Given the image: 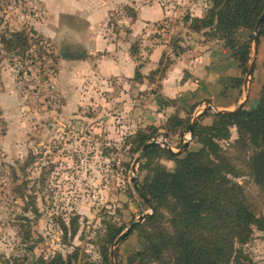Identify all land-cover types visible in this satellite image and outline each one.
<instances>
[{
  "label": "rangeland",
  "instance_id": "obj_1",
  "mask_svg": "<svg viewBox=\"0 0 264 264\" xmlns=\"http://www.w3.org/2000/svg\"><path fill=\"white\" fill-rule=\"evenodd\" d=\"M102 1L106 0H0V36L22 30L29 35L28 47L21 52H7L0 43V264H37L59 254L66 258L76 248L80 263L129 264L130 256L142 252L154 226L146 218L114 249L115 241L107 244L110 228L123 233L139 216L154 212V204L145 202L131 182L135 178L141 184L147 176L143 157L134 166L142 150L132 140L153 127L157 136L151 141L167 150L165 142L177 158H183L201 149L187 132L192 120L198 116L195 122L202 126L213 122L216 113L207 109L209 104L198 107L194 95L184 99L177 89L167 95L161 83L179 62L216 46L224 48L211 29L196 33L189 27V18L207 16L210 0H136L132 5L117 4L109 12L101 36L111 49L128 43L136 70L150 62L154 45L164 47L158 67L140 81L134 75L104 78L80 62L93 59L89 52L94 49L82 46V41L94 42V33L87 31L91 24L83 15H62L60 4L96 6ZM154 2L169 14L129 39L127 26L135 9ZM250 34L242 29L236 36L244 42ZM257 49L252 44L253 72L247 88L242 71V78L232 82L241 86L242 93L248 92L254 73L264 75V59L255 62ZM107 50L97 51L96 58L107 57ZM194 78L183 70L174 84L178 87ZM143 82L146 87L140 89ZM177 119L184 123L177 126ZM237 139L236 128H231L229 139L220 141L236 172L228 179L240 186L247 205L261 217L264 188L247 168L251 150L233 146ZM151 161L168 171L176 165L163 154ZM160 211L165 218L158 225L168 230V209ZM237 248L252 264H264V230L253 228L250 240Z\"/></svg>",
  "mask_w": 264,
  "mask_h": 264
},
{
  "label": "trees",
  "instance_id": "obj_2",
  "mask_svg": "<svg viewBox=\"0 0 264 264\" xmlns=\"http://www.w3.org/2000/svg\"><path fill=\"white\" fill-rule=\"evenodd\" d=\"M210 3L205 18H189L190 29L196 33L211 29L215 40L223 42L246 74L253 34L264 13V0H210ZM242 29L251 32L244 42L236 36ZM259 34L264 38V20ZM0 43L7 52H21L28 47L29 35L25 30L5 33L0 36ZM134 78L143 80L139 69ZM176 122L177 126L184 123L180 119ZM231 128H236L238 134L233 146L251 150L247 168L254 181L264 188V75L255 107L246 110L241 106L232 112L216 113L210 126L194 123L192 139L201 145L197 152L177 158L173 152L154 145L141 153L142 169H146L147 176L143 183L137 184V193L154 204L153 214L146 219V223L154 226L146 235L142 252L130 256L129 264H252L237 246L250 240L253 228L264 230V215L257 217L247 205L240 186L228 179L236 172L220 141L229 139ZM149 131L138 133L132 140L138 151L157 136L155 128ZM159 154L175 162L173 171L152 163L153 156ZM165 206L169 214L168 230L158 225L165 218L160 214ZM122 231L110 228L107 244L112 245ZM103 250L106 257L108 250L106 247ZM78 257L76 248L66 258L59 254L48 261L40 259L37 264H92L87 260L80 263Z\"/></svg>",
  "mask_w": 264,
  "mask_h": 264
},
{
  "label": "crops",
  "instance_id": "obj_3",
  "mask_svg": "<svg viewBox=\"0 0 264 264\" xmlns=\"http://www.w3.org/2000/svg\"><path fill=\"white\" fill-rule=\"evenodd\" d=\"M72 1V0H70ZM136 0H106L102 1V5L88 6L80 5L78 2L74 6L69 4H60V13L62 15H83L91 25H89L90 31L94 33L92 37L94 42L87 43L82 41V46L87 47V45L94 51L89 52L93 59H87L85 61H80L84 68L96 69V73H100L104 78H133L136 70V63L129 50L128 43L118 44L120 48L112 45V49L107 46V40L102 37L101 28L107 25L108 14L112 11L117 4L124 3L130 4ZM83 3V1H82ZM136 17L128 22V30L130 31V38L134 39L138 37L142 32L148 31L146 27L155 26L158 22L163 20L168 14V10H164L162 5L158 2L149 4L148 6H141L135 9ZM94 28L91 30V28ZM206 46L205 48H209ZM95 48H97L95 50ZM103 48L108 49L109 55L107 57L102 56L101 58H96L97 51H101ZM162 45H154L152 47L151 53L149 55V63L146 64L142 69L139 70L143 77L148 76V73L155 70L158 67L160 59L163 55ZM264 59V39H260L258 42V49L255 62L259 59ZM254 62V66L257 65ZM237 62L228 55L226 48H221L216 46L209 52H203V54L190 59L188 61L179 62L172 71H170L169 77L162 79L163 92L169 95L173 90L182 91V96L184 99L186 97H192L198 103L197 106L201 107L200 104H209L210 107L216 108L220 111H231L236 109L238 106H242L244 109H251L255 107L259 100V93L263 83V75H259L260 72L254 73V81L250 83L247 93L241 92V86L232 83L237 79L242 78V73ZM96 65V67H95ZM257 67V66H256ZM94 69V71H95ZM188 71L189 74L195 75L194 79H187L183 82L181 86H176L174 84V78L181 73V71ZM259 70V69H258ZM255 72V70H254ZM173 79V81H172ZM145 80V78H143ZM194 82V84H193ZM193 85H195L193 87ZM140 89L146 87V83L143 82L139 85ZM196 87V88H195ZM195 88V90H193ZM166 90V91H165ZM195 91V92H193ZM203 104V105H204ZM250 107V108H249ZM211 117V116H210ZM211 119V118H210ZM207 120L208 116H207ZM212 121V119H211ZM206 124H209L206 121Z\"/></svg>",
  "mask_w": 264,
  "mask_h": 264
},
{
  "label": "water",
  "instance_id": "obj_4",
  "mask_svg": "<svg viewBox=\"0 0 264 264\" xmlns=\"http://www.w3.org/2000/svg\"><path fill=\"white\" fill-rule=\"evenodd\" d=\"M264 20V13L262 14V16H261V18H260V20H259V22H258V26L255 28V32H254V34H253V39H252V42H251V46H252V44H253V46L256 48L257 46H258V42H259V38H260V34H259V30H260V26H261V24H262V21ZM252 67H253V63H251L250 64V67H249V69L247 70V72H246V76H247V78L245 79V83H244V87H245V89L247 88V83H248V77L251 75V72H252ZM244 89V90H245ZM245 93H246V91H245ZM241 106H238L236 109H234V110H231V111H216L215 113H226V112H232V111H235V110H237L238 108H240ZM207 109L209 110L210 109V106H207ZM206 111V110H205ZM197 118H198V116H196L193 120H192V122L189 124V126L187 127V132L190 134V136L192 135V131H193V125H194V122L197 120ZM154 145H158V142L157 141H155V140H153V141H151V142H148V143H146L144 146H143V148H142V152L144 153V152H146V150L149 148V147H152V146H154ZM188 145H189V143H185V145L183 146V148L184 149H187V147H188ZM163 146H166V148H167V150H169V151H171V148L165 143V142H163ZM143 157V155H141V156H139L138 158H137V160L135 161V163H134V166L138 163V161L141 159ZM134 166H133V169H134ZM131 182H132V184H133V186H134V189L136 190V191H138V186H137V183H136V179L134 178V179H132L131 180ZM145 202H147L145 199H143ZM148 203V202H147ZM152 214H145V215H141V216H139V218H138V220L136 221V222H133L116 240H115V242L113 243V246H112V249H114L125 237H127L130 233H131V231H132V229H133V227L137 224V223H140V222H143L146 218H148V217H150ZM114 256V250H112V252H111V257H113Z\"/></svg>",
  "mask_w": 264,
  "mask_h": 264
},
{
  "label": "built area",
  "instance_id": "obj_5",
  "mask_svg": "<svg viewBox=\"0 0 264 264\" xmlns=\"http://www.w3.org/2000/svg\"><path fill=\"white\" fill-rule=\"evenodd\" d=\"M209 110H211L212 113H215V112H216L215 109H214L213 107H210Z\"/></svg>",
  "mask_w": 264,
  "mask_h": 264
}]
</instances>
